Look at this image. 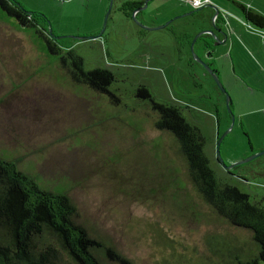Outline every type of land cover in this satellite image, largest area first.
I'll return each mask as SVG.
<instances>
[{
	"label": "rangeland",
	"instance_id": "374dc122",
	"mask_svg": "<svg viewBox=\"0 0 264 264\" xmlns=\"http://www.w3.org/2000/svg\"><path fill=\"white\" fill-rule=\"evenodd\" d=\"M17 1L46 17L53 35L61 36L63 47L73 46L88 69L138 62L137 55L147 49L138 41L142 26L119 11L124 0ZM212 4L231 38L217 45L212 57L230 108L211 73L199 63L189 67V40L197 31L186 28L194 17L184 15L186 0H150L142 11L154 27L173 20L146 30L150 41L166 43L157 47L167 52L157 51L158 63L171 66L158 64L153 92L174 98L179 86L184 88L194 103L189 121L202 128L218 177L251 201L259 200L264 176L242 180L238 175L263 164L264 155L229 171L227 166L264 150V30L247 22L232 0ZM111 5L103 34L87 38L102 33ZM67 67L34 29L21 26L0 6V155L22 158L20 168L43 188L67 193L82 220L112 243L125 264H239L259 254L249 229L216 218L197 199L183 163L170 155L167 140L146 129L143 114L127 110L119 96L108 99L95 84H77ZM233 117L220 163L217 135L227 132Z\"/></svg>",
	"mask_w": 264,
	"mask_h": 264
},
{
	"label": "trees",
	"instance_id": "16d2710c",
	"mask_svg": "<svg viewBox=\"0 0 264 264\" xmlns=\"http://www.w3.org/2000/svg\"><path fill=\"white\" fill-rule=\"evenodd\" d=\"M247 22L264 30V2L232 0ZM145 0H124L119 7L131 18ZM8 15L25 28L34 29L47 44L51 54L68 63L70 77L75 74L71 61H83L75 48L63 51L61 38L49 33L48 19L28 11L17 0H0ZM81 64V63H80ZM84 65V64H83ZM87 81L105 90V71L101 68L85 73ZM244 128V126H243ZM188 142L181 139L180 157H185V178L197 199L216 218L249 229L259 244V254L239 264H264V195L251 201L248 194L221 180L205 151V138L199 128L186 125ZM22 158L0 155V264H121L127 259L83 221L75 201L65 192L43 188L37 179L23 171ZM264 176V171L260 174Z\"/></svg>",
	"mask_w": 264,
	"mask_h": 264
},
{
	"label": "flooded vegetation",
	"instance_id": "af4514ba",
	"mask_svg": "<svg viewBox=\"0 0 264 264\" xmlns=\"http://www.w3.org/2000/svg\"><path fill=\"white\" fill-rule=\"evenodd\" d=\"M186 4L188 5V12H191L190 15L194 16L189 20L186 28H196L195 31H197L189 40L188 54L190 57L189 60L187 58L189 67H194L196 63H199L206 69L207 73H210L206 68V65H208L219 74L217 63L214 62L212 57L217 50V45L231 42L229 34L224 29L226 22L221 16L222 13L218 8L219 12H216L212 0H209L208 3L199 8H193L188 2H186ZM207 8L208 11L203 12ZM130 19H135L138 22L140 21L146 25H150L142 17V12L136 13L135 17L132 16ZM141 28L142 29L138 31L139 45L145 44L147 49L145 52H140L137 55L136 58H138V62L134 59L133 63H112V65L105 64V66L97 67L105 71V90H102V93H105V97L108 99L119 96V101L127 110L133 113L140 112V114H143L146 125H148L146 129H150L154 132L153 134H159L167 140V145L165 147L171 152L170 155L173 156L175 160L179 163L180 161L182 163L183 161L187 162L185 157H180L179 155L181 139H185L187 142L189 140L188 133L185 131L186 125L191 124L199 128V131L203 135L202 128L189 121L191 106L194 104L193 100L188 96L187 92H184V88L179 86L180 83H178L180 95L174 98H168L153 92V85L157 83L160 78L157 73L159 69L158 64H164L168 68H171V66L169 63H158V59L160 58L158 53L164 55L167 52L164 53L162 49H157V47L164 48V44L166 43L159 40L150 41L147 38V29ZM118 30L119 27H115L114 33L116 34ZM195 38L194 50L198 56L200 54L199 58L202 62L196 59L192 53L191 47ZM178 44L182 45L183 42L179 40ZM178 53H183L182 48L178 50ZM142 61H144V63H142ZM70 63H73L71 64V69L75 74V82L83 85V87H87L90 83L87 81L85 73L97 68L88 69L83 65V61L78 60L71 61ZM194 73L196 72L192 71V74ZM196 85L199 84L196 83ZM217 159H219V156ZM220 163H222V161H220ZM229 170L227 166V171ZM263 171L264 163L258 164L255 168L247 171V174H239L238 178L247 180L249 177L260 175ZM224 182L229 183L228 181Z\"/></svg>",
	"mask_w": 264,
	"mask_h": 264
},
{
	"label": "water",
	"instance_id": "95a60500",
	"mask_svg": "<svg viewBox=\"0 0 264 264\" xmlns=\"http://www.w3.org/2000/svg\"><path fill=\"white\" fill-rule=\"evenodd\" d=\"M149 3H150V0H145L144 5L141 6V7H139L138 9H136L135 12H134V14H133V16L135 17V14H136V13H138V12H142V11H144L145 9H147L148 6H149ZM214 8H216V12H219V10L217 9L216 6H214ZM111 9H112V5L110 6L109 11H108V13H107V15H106V18H105V20H104V26H103V31H102V33H100L99 35L97 34L96 36L87 37V38H97V37H100V36L103 34V32L105 31V29H106V27H107V25H108V19H109V16H110ZM190 14H191V12H186L184 15H190ZM172 21H173V20L168 21V22L165 23L164 25H161V26H158V27H154V26L146 25V24H144V23H142V22H140V21H139V23H140V25H141L143 28H145V29H147V30H154V29L164 28V27L168 26ZM49 33H50L52 36H54V35H53V30L51 29V27H49ZM54 37H55V36H54ZM56 38L59 39V38H61V36H56ZM84 40H86V39L84 38ZM195 41H196V38L194 39V41H193V43H192V47H191V49H192V53L194 54V57H195L196 59H198L199 61L202 62V60L199 58V56L196 54V52H195V50H194V43H195ZM206 68H207V70L212 74V76L214 77V79H215L217 85L222 89V91H224L225 93H227V97H228V98H227V105H228V107L230 108L231 97H230V95L228 94L227 90L225 89V87H224V85H223V83H222V81H221V79H220L219 74H218L217 72H215V71H214L210 66H208V65H206ZM233 125H234V117L232 118L231 126L229 127V129L227 130V132H226L224 135H222L221 137L218 135L217 150H218L219 160H221V161H222V158H221V153H220V146H221L222 141H223L224 138L226 137V135L232 130ZM262 155H264V150L259 151V152H256V153L250 155L249 157H247V158H245V159H243V160H241V161H238V162H236V163H234V164H231V165L228 166V168L231 170V169L234 168L235 166H238V165H240V164H243V163H246V162L252 161L253 159H255V158H257V157H260V156H262Z\"/></svg>",
	"mask_w": 264,
	"mask_h": 264
},
{
	"label": "built area",
	"instance_id": "2783aa9c",
	"mask_svg": "<svg viewBox=\"0 0 264 264\" xmlns=\"http://www.w3.org/2000/svg\"><path fill=\"white\" fill-rule=\"evenodd\" d=\"M186 2L190 3L193 8H199L208 3L209 0H186Z\"/></svg>",
	"mask_w": 264,
	"mask_h": 264
},
{
	"label": "crops",
	"instance_id": "0c3cea01",
	"mask_svg": "<svg viewBox=\"0 0 264 264\" xmlns=\"http://www.w3.org/2000/svg\"><path fill=\"white\" fill-rule=\"evenodd\" d=\"M150 24V23H149ZM152 24H150V26H151ZM154 25V24H153Z\"/></svg>",
	"mask_w": 264,
	"mask_h": 264
}]
</instances>
